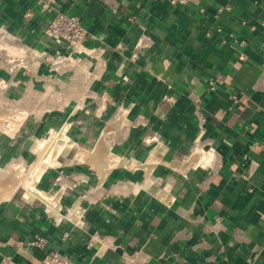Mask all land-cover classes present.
I'll list each match as a JSON object with an SVG mask.
<instances>
[{"label":"crops","instance_id":"1","mask_svg":"<svg viewBox=\"0 0 264 264\" xmlns=\"http://www.w3.org/2000/svg\"><path fill=\"white\" fill-rule=\"evenodd\" d=\"M52 3L87 30L76 68L44 59L67 52L43 33L49 13L0 0L15 36L0 52V108L25 115L0 130V171L30 162L51 131L74 150L36 183L51 201L19 188L0 200V264H41L35 234L77 264H264V0ZM100 139L97 170L76 155ZM200 148L211 163L183 167Z\"/></svg>","mask_w":264,"mask_h":264},{"label":"bare ground","instance_id":"2","mask_svg":"<svg viewBox=\"0 0 264 264\" xmlns=\"http://www.w3.org/2000/svg\"><path fill=\"white\" fill-rule=\"evenodd\" d=\"M24 116L25 115L22 112L0 108V123L2 124L3 120L5 118H8V120L6 119L7 125L5 124L6 128L4 129V131L8 133V135H12L15 132ZM67 140L68 138L65 134L51 131L50 135L46 139L40 141L38 140L32 146V151L34 152V154L38 155V158L37 161L31 163L26 172L24 171L23 166H21L20 164H11L12 166H9L10 168L7 171L5 177L0 178V200L8 199L17 188L21 187L24 190V195L21 196H24L27 199L40 197L43 199H47V201H51L52 199L48 195L44 194V192L42 193L36 188V183L39 180L41 174L47 168L55 167L60 164V162L57 160V156L64 149L65 145L67 144ZM106 149V145L104 144L103 140L100 139L95 144L92 151H85L83 148H80L78 151L77 159H79V161H88L89 163H91L89 164V166L92 165L91 167H94L97 170H101L103 169L102 166L104 165H102L100 159L106 152ZM211 161V151H206L200 148L192 151L191 155L189 157H186L182 166L188 167L190 164L195 165L197 163H200L202 166H206L210 164ZM103 162L105 161L103 160ZM177 164L178 162H174L172 163V166L177 167ZM151 165L139 164V167L143 168L146 176H148L152 167Z\"/></svg>","mask_w":264,"mask_h":264},{"label":"built area","instance_id":"3","mask_svg":"<svg viewBox=\"0 0 264 264\" xmlns=\"http://www.w3.org/2000/svg\"><path fill=\"white\" fill-rule=\"evenodd\" d=\"M52 2L53 0H34V4L41 10V12L49 13L43 33L50 37L57 44L64 45L67 48V52L60 53L59 51H56L54 55L44 56V59L49 61L51 65L55 64L57 69L61 68L66 70L76 68L78 67V59H76L74 54L80 52L82 49L83 41L87 36V30L76 14L58 10L54 7ZM31 14L32 12L29 10L24 15L29 17ZM14 37L15 36L8 34L5 28H0V52H4L5 55L7 54L9 48L8 44H6V41H11L14 39ZM26 49L34 58L41 56L40 53H37V51L35 52L30 48ZM14 54H22L19 56H24L26 53H23V50H18ZM103 64L104 62L102 65ZM83 73L85 74V81L91 78V69L88 67L83 69ZM1 86L2 85L0 84V87ZM208 86L209 90H214L213 81H209ZM233 100L238 101V98L233 96ZM260 147L262 150H264L263 144H260ZM83 213L84 208L81 206H77L73 209L75 225L80 226L82 224ZM29 243L41 250V264H77L65 252L59 251L57 249H46V242L39 234H35Z\"/></svg>","mask_w":264,"mask_h":264},{"label":"rangeland","instance_id":"4","mask_svg":"<svg viewBox=\"0 0 264 264\" xmlns=\"http://www.w3.org/2000/svg\"><path fill=\"white\" fill-rule=\"evenodd\" d=\"M71 75H72V73H71ZM5 117V116H4ZM119 118H120V115L118 116ZM8 120V118H5L4 120ZM4 120H3V122H2V124L0 123V130H4L5 128H6V126L4 127ZM6 120V121H7ZM67 144L65 145V147H64V149L62 150V152L60 153V154H65V152H69V154H68V157H70V155L72 154V152L74 151L73 149H72V147H71V145H72V143H71V141L68 139L67 141ZM80 149V148H79ZM79 151V150H78ZM59 154V155H60ZM58 155V156H59ZM77 155H78V152H77ZM77 155H76V158H77ZM36 156V157H35ZM58 156H57V160H58ZM37 158H38V156L37 155H33V157L30 159V162H28L27 164H24V165H22V164H20L19 162H17L18 164H20L21 166H23V168H24V171L26 172L27 171V169L29 168V166L31 165V163H34V161H37ZM79 158V157H78ZM59 161V160H58ZM70 160H66V162H69ZM60 162V161H59ZM7 174V172H1L0 171V178H4L5 177V175ZM18 191V193L19 194H22L23 192H24V190L21 188V187H19V189L17 190Z\"/></svg>","mask_w":264,"mask_h":264}]
</instances>
